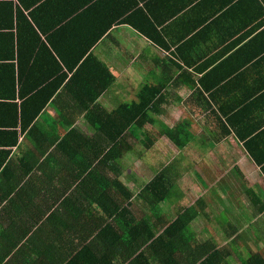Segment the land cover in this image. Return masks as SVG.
<instances>
[{
  "label": "crops",
  "instance_id": "1",
  "mask_svg": "<svg viewBox=\"0 0 264 264\" xmlns=\"http://www.w3.org/2000/svg\"><path fill=\"white\" fill-rule=\"evenodd\" d=\"M0 123V264H264V0H0Z\"/></svg>",
  "mask_w": 264,
  "mask_h": 264
},
{
  "label": "trees",
  "instance_id": "2",
  "mask_svg": "<svg viewBox=\"0 0 264 264\" xmlns=\"http://www.w3.org/2000/svg\"><path fill=\"white\" fill-rule=\"evenodd\" d=\"M7 14H9V11H7ZM3 45V44H2ZM5 45L9 46V43L7 42ZM15 51L13 49H10V54L7 52L3 57L6 61L2 62H9L8 58H15V55L13 54ZM1 57V58H3ZM18 59V55H17ZM9 65L8 67H10ZM12 77L14 80V73H12ZM17 79H20L18 77ZM25 79L23 78V83L20 85V87L17 89L14 87L13 82L11 83V88L6 89V92H3V94L7 93L9 96H12V98L21 99V103L19 106L13 105V111L12 115L14 116V121L17 122V118L20 121L21 129L25 130L27 128H30L35 119L39 116V114L43 111V109L47 106L48 102L50 101L53 93H55V89L52 91L43 90V87H35L33 86L31 88L30 93L27 95V91L24 87ZM43 90V91H42ZM143 93H146L148 95L142 94L143 103L138 106H132L131 107V119L128 120V126L124 125V131L127 129V127H131L134 131V135H137V132H139L140 129L145 127L146 125H153V120L149 119V115L145 110L153 109L154 107V100H155V91L150 90H144ZM9 119L3 120V122L8 123ZM15 123V122H14ZM0 126L5 128V125L0 123ZM123 129V127H122ZM180 130L181 127H178L176 130H168V136L172 139V141L180 148L185 147L180 138ZM117 135L115 138L120 137L123 130L118 129ZM165 173V172H164ZM162 173L154 178L153 181H151L145 189L141 193V198L147 199L144 203L147 206H156L165 201L170 194V191H172V188L174 187V182H167L166 181V175ZM151 204H150V203ZM187 212H185L183 215L179 217L178 220H176L173 224H171L164 233L165 235L171 234L173 231L178 230V226L183 229L182 226L186 225V218H187ZM192 221V220H190ZM179 228V229H180ZM154 233L149 236V238H153ZM163 239V237H159ZM170 251H173V249L168 248ZM202 253V251H201ZM213 254V253H212ZM204 255H208L207 253H204Z\"/></svg>",
  "mask_w": 264,
  "mask_h": 264
},
{
  "label": "rangeland",
  "instance_id": "3",
  "mask_svg": "<svg viewBox=\"0 0 264 264\" xmlns=\"http://www.w3.org/2000/svg\"><path fill=\"white\" fill-rule=\"evenodd\" d=\"M142 138H143V143H145V144L148 143L149 141H151V139L147 137L145 131H143V133H142ZM140 161H141V159L139 158L138 160H135L134 162L137 163V162H140ZM149 161H150V159L147 158L146 162L148 163ZM131 163H132V161H131ZM178 191H179V190H178L177 187L174 186V187L172 188V191H171V193H170V198L168 199V201L165 202L166 205L170 203V199H171L172 197H176V196H177V195H175V194H176ZM141 199H142V200H147V199H145V198H144V199L141 198Z\"/></svg>",
  "mask_w": 264,
  "mask_h": 264
}]
</instances>
